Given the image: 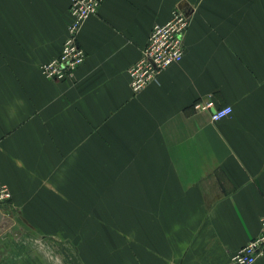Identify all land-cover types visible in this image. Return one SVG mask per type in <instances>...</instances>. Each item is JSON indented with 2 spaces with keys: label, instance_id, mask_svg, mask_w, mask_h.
<instances>
[{
  "label": "crops",
  "instance_id": "crops-1",
  "mask_svg": "<svg viewBox=\"0 0 264 264\" xmlns=\"http://www.w3.org/2000/svg\"><path fill=\"white\" fill-rule=\"evenodd\" d=\"M70 2L0 0V264H232L264 216V0H103L53 81ZM176 9L184 57L135 94ZM208 97L232 114L194 112Z\"/></svg>",
  "mask_w": 264,
  "mask_h": 264
},
{
  "label": "built area",
  "instance_id": "built-area-1",
  "mask_svg": "<svg viewBox=\"0 0 264 264\" xmlns=\"http://www.w3.org/2000/svg\"><path fill=\"white\" fill-rule=\"evenodd\" d=\"M103 0H71L69 12L71 23L63 48L57 57L40 66L41 73L53 81H75L77 71L84 65L87 52L79 36L86 20L97 15ZM190 27V18L181 9L172 13L165 24H155L141 57L129 68L130 85L135 94L142 92L172 65L180 63L185 54V36ZM196 113H210L213 122L221 121L232 114L231 106L217 107L211 97L197 100L193 104ZM12 191L0 182V206L12 200ZM2 223H0L1 225ZM264 257V216L260 233L231 257L232 264H254Z\"/></svg>",
  "mask_w": 264,
  "mask_h": 264
},
{
  "label": "water",
  "instance_id": "water-1",
  "mask_svg": "<svg viewBox=\"0 0 264 264\" xmlns=\"http://www.w3.org/2000/svg\"><path fill=\"white\" fill-rule=\"evenodd\" d=\"M0 220H1V215H0Z\"/></svg>",
  "mask_w": 264,
  "mask_h": 264
},
{
  "label": "rangeland",
  "instance_id": "rangeland-1",
  "mask_svg": "<svg viewBox=\"0 0 264 264\" xmlns=\"http://www.w3.org/2000/svg\"><path fill=\"white\" fill-rule=\"evenodd\" d=\"M3 224H6V222H5V223H3Z\"/></svg>",
  "mask_w": 264,
  "mask_h": 264
}]
</instances>
